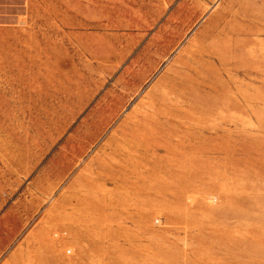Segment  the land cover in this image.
I'll list each match as a JSON object with an SVG mask.
<instances>
[{
  "label": "rangeland",
  "instance_id": "rangeland-1",
  "mask_svg": "<svg viewBox=\"0 0 264 264\" xmlns=\"http://www.w3.org/2000/svg\"><path fill=\"white\" fill-rule=\"evenodd\" d=\"M0 264H264V0H0Z\"/></svg>",
  "mask_w": 264,
  "mask_h": 264
}]
</instances>
